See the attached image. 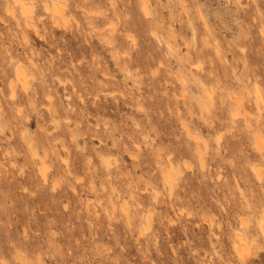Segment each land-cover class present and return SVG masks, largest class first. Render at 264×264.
Masks as SVG:
<instances>
[{
	"label": "clouds",
	"instance_id": "obj_1",
	"mask_svg": "<svg viewBox=\"0 0 264 264\" xmlns=\"http://www.w3.org/2000/svg\"><path fill=\"white\" fill-rule=\"evenodd\" d=\"M0 264H264V0H0Z\"/></svg>",
	"mask_w": 264,
	"mask_h": 264
}]
</instances>
